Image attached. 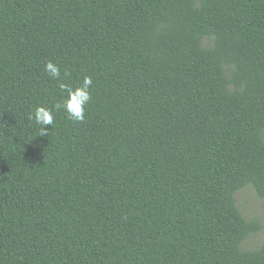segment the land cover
<instances>
[{
    "label": "trees",
    "instance_id": "trees-1",
    "mask_svg": "<svg viewBox=\"0 0 264 264\" xmlns=\"http://www.w3.org/2000/svg\"><path fill=\"white\" fill-rule=\"evenodd\" d=\"M48 61L92 99L39 137L29 113L65 96ZM248 187L264 0H0V264H264Z\"/></svg>",
    "mask_w": 264,
    "mask_h": 264
},
{
    "label": "clouds",
    "instance_id": "clouds-1",
    "mask_svg": "<svg viewBox=\"0 0 264 264\" xmlns=\"http://www.w3.org/2000/svg\"><path fill=\"white\" fill-rule=\"evenodd\" d=\"M45 72L48 76L59 83V88L62 93H65L64 98L56 103L53 107L37 106L34 110L29 113V121H34L38 126L37 136L44 137L48 136L49 130L46 128L47 125H54L55 112L63 110L69 119L74 122H84L87 105L92 99L91 96V85L93 83L91 76H84L82 83L79 86L72 87L67 83L63 82L61 76V69L59 65L52 61H48L45 65ZM69 73L64 72V78L68 77ZM36 136V137H37Z\"/></svg>",
    "mask_w": 264,
    "mask_h": 264
},
{
    "label": "rangeland",
    "instance_id": "rangeland-1",
    "mask_svg": "<svg viewBox=\"0 0 264 264\" xmlns=\"http://www.w3.org/2000/svg\"><path fill=\"white\" fill-rule=\"evenodd\" d=\"M237 206L247 220H258L264 228V200L260 199L254 189L245 188L236 195ZM264 229L251 236L243 244V248L248 251L257 249L263 242Z\"/></svg>",
    "mask_w": 264,
    "mask_h": 264
}]
</instances>
